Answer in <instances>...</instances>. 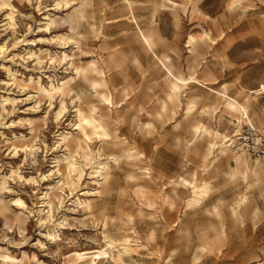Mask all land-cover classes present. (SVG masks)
<instances>
[{"label": "rangeland", "instance_id": "obj_1", "mask_svg": "<svg viewBox=\"0 0 264 264\" xmlns=\"http://www.w3.org/2000/svg\"><path fill=\"white\" fill-rule=\"evenodd\" d=\"M91 60L116 108L104 109L103 90L79 74ZM63 82V94L41 91ZM189 99L197 109L186 116ZM227 100L245 106L264 134V0H0V264H214L222 250L210 242L222 249L225 235L247 236L245 219H264V161L248 157L234 176L226 156L205 160L213 140L192 131L201 123L227 137L238 132ZM77 106L89 118L97 107L108 135L82 130ZM67 133L89 142L88 161L62 141ZM23 141L35 150L15 151ZM68 152L84 171L74 183L58 163ZM106 164L113 178L100 189L96 171ZM204 182L209 195L186 208ZM244 194L240 212L249 217H235ZM128 235L132 248L116 262Z\"/></svg>", "mask_w": 264, "mask_h": 264}, {"label": "bare ground", "instance_id": "obj_2", "mask_svg": "<svg viewBox=\"0 0 264 264\" xmlns=\"http://www.w3.org/2000/svg\"><path fill=\"white\" fill-rule=\"evenodd\" d=\"M66 3H68V2H66ZM57 5H60V4L57 3ZM79 15H80V18H84L85 17V11L83 9H79ZM143 39L145 40V42L148 45H151L150 37L143 36ZM187 44H189V46L194 45L195 44L194 38L190 36ZM64 57L66 58L67 55L64 54ZM88 72H91L92 74L97 75L98 79L89 78ZM81 73L85 76L86 80H88L90 82V84L94 88V90H103L102 92L98 93L97 95L99 97V102L103 105L104 109L105 108L109 109V108H113V107L116 108L117 107V103L114 102L113 97L108 95L105 92V91L108 90V83H107V80H106L105 72H104V70H102L99 67L97 61L93 60L91 63H89L88 67H86L85 69H81L79 71V74H81ZM68 82H70V81H68ZM68 82H63L58 87H56L54 85H51L49 89H47L45 87H41V91H44V92H46L48 94H50L52 92L60 91L63 94L65 88H67V86H68ZM177 87L174 84H171L169 86V90H170V95L169 96H170V100H174V101L179 102L180 101V93H179ZM44 95H45V93H44ZM92 100L93 99H91V101ZM64 109H65V102H64V100H61L60 110L57 113V116H60ZM184 109H185V115L186 116H189V115L193 114V112H195V110L197 109V101L195 99H191V100L189 99L186 102ZM223 110L231 113L232 116L236 118L237 131L239 130L238 128H240L239 123H240L242 117L245 116L248 119L247 110H246L245 106L240 105L235 100H227V101H225ZM75 111H76L77 120L79 122V126L82 128V130L85 129V128H88L90 126H93L95 128L99 127L104 132V134H103L104 136L108 135L109 131H108L107 124L103 121V118L98 113L97 107H95V106L91 107V114L93 115L92 118L87 117L85 112L81 109L80 106H77ZM175 113L176 112L173 111V114H175ZM201 113L206 114V115H210L212 117L214 116L212 114V112H210L209 109H207V108L203 109ZM192 131H193L194 135L196 136V138L200 137L201 135H204L205 138H210V139L213 140V142H210L208 144L207 148H206L205 160H209V159L214 158V160L212 161V163H214L215 161L219 160L221 157H223V156L225 157L226 156L227 160H229V161L232 160L235 163V167L231 166L232 169H233L234 176L239 172V167L240 166H243V167L248 169V167H249L248 157L249 156L244 151H241L239 153H235L234 151H232L230 149L229 145L227 144L229 142V140H232V139H230L229 137H227L224 134L219 133L218 131H215V130H212V129L208 128L207 126H205L204 124H201V123H197L196 125L192 126ZM61 139H62V141L64 143H66V146H68L69 143L74 141V143L77 146V148L79 150H81V152H82V158L85 161H88L90 159V157H91V148H90L89 142L86 139H83V138H81L79 136H73L72 133H67L66 135L62 136ZM92 139L93 138L90 136L89 140L92 141ZM217 140H219V142H217ZM218 143L219 144L221 143V144L219 145ZM113 144H121V145L123 144L124 145L125 143L122 142V141H117V142H114ZM18 149H22V150H25V151H34L35 150V145H33V144L29 143V142L23 141V142H20L19 144H15L14 145V150L17 151ZM68 153L69 154L67 156H65L62 160H59L58 163L65 162L66 167L68 169L69 178L71 179V182L74 183V181L72 179V174L77 173V174H79V176H81L84 171H83V167L81 165H78V163H77V161L75 159V156H73V154L70 153V152H68ZM133 153L134 152H132V149H129L127 154H126V158L127 159L133 158V155H134ZM219 155L221 157H219ZM112 161L114 163V166L115 165L119 166L120 163L122 162V158L121 157H113ZM142 172L147 173L149 171L144 170ZM96 173H97V175L95 177H99L100 178V179H97L98 180L97 186L99 185L98 187L100 189L108 187V185L110 184V182H111V180L113 178V171L110 168V165L106 164L104 166L103 170H97ZM141 174H143V173H141ZM130 177H132V176H130ZM99 180L102 181V182H100ZM7 184H8L7 180L4 179L2 181V183H1V188H6ZM66 185L69 186V183H66ZM250 187H248V188L252 189ZM59 188L63 189L62 187H59ZM52 189H54V188H52ZM210 189H211L210 184H208L206 182H204V183H202V184H200L198 186H195L193 188V196L190 199H188L187 202H186V208H191L193 205L199 204L205 197H207L209 195ZM47 202H46L47 205L51 208L52 207V201L49 200ZM247 202H248L247 195L246 194L242 195L240 197V201H239V204L237 205V208L233 209V216L240 217L241 216L240 208L244 204H246ZM81 204H82V206L84 205V208H86L85 210L91 209L92 206L95 205V204L92 205V202L89 199L87 201H85L84 203H81ZM130 239L133 240L132 238H129V235L124 238V240L122 242L123 243V252L122 253H118L117 254V258L113 257L112 259L114 261L117 262V261L122 260L123 254L124 253L125 254L129 253V251L132 248V247H130L131 246L130 245V243H131ZM134 242H136V240H134ZM199 251L201 253H203V252L206 251V248L203 247V246H200ZM116 262H114V263H116Z\"/></svg>", "mask_w": 264, "mask_h": 264}, {"label": "crops", "instance_id": "obj_3", "mask_svg": "<svg viewBox=\"0 0 264 264\" xmlns=\"http://www.w3.org/2000/svg\"><path fill=\"white\" fill-rule=\"evenodd\" d=\"M241 216L245 218L249 217L248 215L242 214ZM245 221L248 223L246 225L247 236L237 240L233 236L230 237L229 235H225L226 245L222 249L221 245L218 246L217 241L210 242H215V247L219 248L220 251L222 250V254L215 260L214 264H264V254L260 250V247L264 245L262 236L264 233V219H245ZM250 221L256 222L257 224L252 226L249 224ZM238 247H244L243 252H240Z\"/></svg>", "mask_w": 264, "mask_h": 264}, {"label": "built area", "instance_id": "obj_4", "mask_svg": "<svg viewBox=\"0 0 264 264\" xmlns=\"http://www.w3.org/2000/svg\"><path fill=\"white\" fill-rule=\"evenodd\" d=\"M237 125V123H236ZM238 132H233L227 143L232 151L239 153L244 151L249 157L256 160L264 161V134L257 130L248 120L243 116Z\"/></svg>", "mask_w": 264, "mask_h": 264}]
</instances>
